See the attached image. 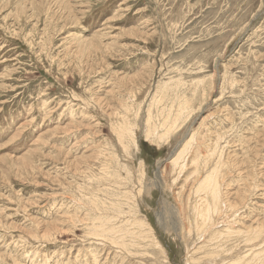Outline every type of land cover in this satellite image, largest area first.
<instances>
[{
    "label": "rangeland",
    "instance_id": "rangeland-1",
    "mask_svg": "<svg viewBox=\"0 0 264 264\" xmlns=\"http://www.w3.org/2000/svg\"><path fill=\"white\" fill-rule=\"evenodd\" d=\"M0 264H264V0H0Z\"/></svg>",
    "mask_w": 264,
    "mask_h": 264
},
{
    "label": "bare ground",
    "instance_id": "bare-ground-1",
    "mask_svg": "<svg viewBox=\"0 0 264 264\" xmlns=\"http://www.w3.org/2000/svg\"><path fill=\"white\" fill-rule=\"evenodd\" d=\"M121 102V101H120ZM129 110V109H128ZM182 112V111H181ZM177 118V117H176ZM151 125V124H150ZM171 130V129H170ZM201 137V136H200ZM209 155V154H208ZM77 168V167H76ZM243 173V172H242ZM212 181H213V179H212V177L211 176H208L207 178H206V180L204 181V186L206 187H210V185H211V183H212ZM216 186H217V184H216ZM241 187V186H240ZM210 188H212V187H210ZM214 188V187H213ZM212 192H213V190H212ZM233 194V193H232ZM214 196H215V194H214ZM218 197L217 196H215V199H217ZM209 204V203H208ZM207 205V204H206ZM87 206V205H86ZM210 208V207H209ZM207 213V212H206ZM209 213V212H208ZM205 215V214H204ZM208 215V214H207ZM208 217V216H207ZM196 228V227H195ZM219 237V236H218Z\"/></svg>",
    "mask_w": 264,
    "mask_h": 264
}]
</instances>
